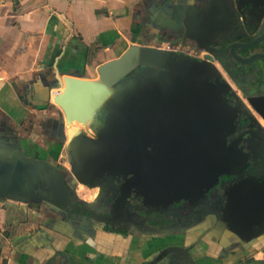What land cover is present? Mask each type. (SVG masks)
Listing matches in <instances>:
<instances>
[{"label":"flooded vegetation","instance_id":"af4514ba","mask_svg":"<svg viewBox=\"0 0 264 264\" xmlns=\"http://www.w3.org/2000/svg\"><path fill=\"white\" fill-rule=\"evenodd\" d=\"M191 1L197 9L207 10L215 0ZM239 1L240 10L236 9L235 0H227V3L234 16L240 17V21L234 22L240 24V30L208 35L206 39L213 40L209 43L215 49L212 53L190 38L185 27L182 30L177 28L176 20L174 25L167 21L169 16L162 8L166 1H159L161 4L155 14H147L141 21L145 28L136 43L199 60L208 57L223 60L229 70L217 59L213 61L221 76L215 83L222 88L224 82L228 84V102L236 109L237 117L234 131L226 140L221 131V140L216 143L214 151H207L204 148L208 145L206 143L197 144L196 94L176 93L172 95L175 101L161 103L163 112L177 116L173 141L160 142L157 147L154 143L145 147L140 143H129L126 148L129 171L115 175V179L110 180L113 183L106 182V189L100 193L99 186L72 182V166L66 141L62 140L60 115L56 109L51 108L52 114L38 122L34 129L42 144L40 140L14 134L6 129L4 121L0 122L1 139L16 136L28 157L52 160L58 168L66 171L67 183L76 192L70 205L78 200L94 207L98 216L87 222L91 226L89 229L86 226L81 232L82 236L89 237H83L84 241L93 240L91 234L100 239L108 234L123 238L134 235L145 238L146 244L151 240L161 241L151 256L162 247L180 245L187 248L195 264H201L202 259L207 264H264V9L257 4L251 7L244 0ZM202 111L200 109L199 113ZM204 112L207 115L212 110L206 108ZM84 133L94 136L91 131L85 130ZM229 146L239 152L237 163L232 167L236 173H222L214 179L212 171L225 164ZM197 147L199 154L203 155L200 159L208 165V173L197 171ZM211 153H215V158L207 157ZM111 172H106L105 176H111ZM94 190V196L88 195ZM123 196L126 199L124 209L118 205L123 202ZM166 202L169 203L166 205ZM41 210L44 216L38 220V232L55 234V226L68 231L61 223L69 221V214L46 207ZM105 216L112 219V225L107 224ZM232 227L240 234L232 231ZM154 235L158 238H151ZM163 235L172 236L169 240H162L159 237ZM139 252L142 254V249ZM153 261L152 256L140 264H158Z\"/></svg>","mask_w":264,"mask_h":264},{"label":"water","instance_id":"95a60500","mask_svg":"<svg viewBox=\"0 0 264 264\" xmlns=\"http://www.w3.org/2000/svg\"><path fill=\"white\" fill-rule=\"evenodd\" d=\"M235 1L236 9L240 10V1ZM244 1L251 7L257 4L264 9V0ZM160 4L156 2V6L149 7V12L155 14ZM179 4L166 0L162 8L169 16L167 21L174 25L176 20L177 28L181 30L185 27L188 36L195 39L208 53L215 51L210 46L213 40L206 39L208 35L219 31L231 34L240 30V24H234L235 20L240 21V17L234 16L227 0H215L207 10L197 9L191 0L188 5ZM215 59L229 70L220 58L199 60L186 54L133 44L117 57L100 64L97 67L98 77L95 79L85 78L76 72L59 76L52 83H44L48 94L43 104L52 105L60 115L62 140L66 141L72 166V182L79 181L90 187L99 186L100 193H103L107 187L106 182L115 179V175L129 171L126 163V148L129 143H140L145 147L150 143L156 145L173 141L177 116L163 112L161 103L175 101L172 95L176 93L196 94L197 144L206 143L208 145L204 148L214 151L216 143L221 140V131L226 140L234 131L237 117L236 109L228 102V84L224 82L222 88L215 83V80L221 79L218 68L213 64ZM33 88L30 87L32 90ZM52 89L58 90L54 92V103L50 104ZM206 108L211 109L212 113L208 112L206 115ZM200 109L203 110L202 114L199 113ZM73 121H77L78 126L73 125ZM85 130L93 132L94 136H87ZM197 148V171L201 174L208 173V165L200 159L203 155L199 154V147ZM228 148L227 160L222 169L212 171L214 179L222 173H236L232 167L237 163L236 156H239V152L234 146ZM207 157L215 158V153L207 154ZM110 171L112 175L105 176ZM65 172L52 160L28 157L15 137L2 138L0 141V203L6 200L35 202L49 210L69 214V221L61 223L68 231L55 226L57 233L38 232L37 235L42 234L44 246L50 251L62 254L63 258H71L68 251L58 248L60 236L88 239L81 232L86 226L89 229L91 226L87 222L98 215L91 203L84 205L77 200L70 205L76 192L67 183ZM123 197V202L118 205L124 209L126 199ZM71 217L76 220L73 221ZM106 219L107 224L112 225V219ZM231 229L240 234L234 227ZM90 236L95 238L93 234ZM170 236L172 235L159 238L169 240ZM151 238L158 237L154 235ZM153 257V262L158 264H195L187 248L180 245L162 247ZM54 261L55 257H51L47 264H54Z\"/></svg>","mask_w":264,"mask_h":264},{"label":"crops","instance_id":"0c3cea01","mask_svg":"<svg viewBox=\"0 0 264 264\" xmlns=\"http://www.w3.org/2000/svg\"><path fill=\"white\" fill-rule=\"evenodd\" d=\"M159 1L166 0H0V122L14 134L36 140L35 127L54 108L43 104L48 94L44 83L76 72L97 78L100 64L139 42L145 28L141 21ZM57 90H51L50 104ZM72 124L78 126L77 121ZM41 208L45 206L35 202L0 203V264H47L51 257L54 264H140L152 259L161 243L146 244L134 235L87 241L61 235L58 248L71 254L63 258L37 235ZM201 264L207 262L202 259Z\"/></svg>","mask_w":264,"mask_h":264},{"label":"rangeland","instance_id":"374dc122","mask_svg":"<svg viewBox=\"0 0 264 264\" xmlns=\"http://www.w3.org/2000/svg\"><path fill=\"white\" fill-rule=\"evenodd\" d=\"M33 137L36 138V139H41L40 136H36L35 134H34ZM86 193H87V192H86ZM88 195L94 196L93 193H92V194H88Z\"/></svg>","mask_w":264,"mask_h":264},{"label":"bare ground","instance_id":"6f19581e","mask_svg":"<svg viewBox=\"0 0 264 264\" xmlns=\"http://www.w3.org/2000/svg\"><path fill=\"white\" fill-rule=\"evenodd\" d=\"M51 101H52V98H51Z\"/></svg>","mask_w":264,"mask_h":264},{"label":"trees","instance_id":"16d2710c","mask_svg":"<svg viewBox=\"0 0 264 264\" xmlns=\"http://www.w3.org/2000/svg\"><path fill=\"white\" fill-rule=\"evenodd\" d=\"M96 191V190H95Z\"/></svg>","mask_w":264,"mask_h":264}]
</instances>
